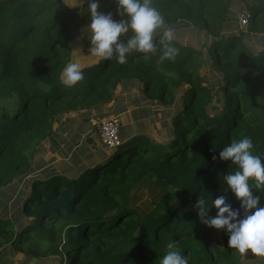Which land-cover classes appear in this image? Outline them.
Instances as JSON below:
<instances>
[{"label":"trees","instance_id":"trees-1","mask_svg":"<svg viewBox=\"0 0 264 264\" xmlns=\"http://www.w3.org/2000/svg\"><path fill=\"white\" fill-rule=\"evenodd\" d=\"M79 2L0 0V188L33 166L68 114L88 109L101 118L120 85H137L142 99L175 110L158 138L136 121L105 154L90 156L88 144L99 148L87 137L84 160L73 154V163L32 177L23 218L0 215V261L10 244L31 257L57 255L59 264H159L174 241L188 264H241L226 230L204 225L194 205L225 195L240 208L223 179L235 165L219 159L233 139L250 137L264 154V0H154L176 30L180 55L158 64L135 54L125 65L76 45L91 23L88 0L71 6ZM98 3L99 12L122 19L115 0ZM233 7L249 11L245 29L236 28ZM179 21L189 27L176 29ZM187 29L209 37L205 51L178 39ZM78 59L85 79L66 89L60 72ZM253 192L264 207V194ZM216 213L212 207L208 216Z\"/></svg>","mask_w":264,"mask_h":264},{"label":"clouds","instance_id":"clouds-1","mask_svg":"<svg viewBox=\"0 0 264 264\" xmlns=\"http://www.w3.org/2000/svg\"><path fill=\"white\" fill-rule=\"evenodd\" d=\"M120 21L111 13L98 11V0H88L91 23L88 26L91 56L103 61H116L120 65L128 63L129 57L139 54L145 62L153 57L158 64L175 62L180 49L175 45L176 30L168 27L165 17L154 0H115ZM84 0H80L82 5ZM126 17V18H124ZM83 66L78 61H69L61 70L59 80L66 89H72L84 81ZM250 137L233 139L219 153L221 161H230L235 170L223 177L227 186L240 203L233 209L225 195L212 200L211 205L200 196L194 205L200 221L207 227L226 230L228 247L241 257L253 254L264 258V207L259 206L264 194V154L255 153ZM213 159H216L214 156ZM217 209L215 217H209L210 208ZM243 211V218L241 217ZM254 210V211H253ZM159 264H188V258L177 248L176 242L166 245L165 254Z\"/></svg>","mask_w":264,"mask_h":264},{"label":"rangeland","instance_id":"rangeland-1","mask_svg":"<svg viewBox=\"0 0 264 264\" xmlns=\"http://www.w3.org/2000/svg\"><path fill=\"white\" fill-rule=\"evenodd\" d=\"M233 10L238 16L243 8L233 7ZM178 39L184 43L189 42L202 51H205V46L209 43V37L204 32H196L194 29L182 31L178 35ZM76 45L89 49L91 47L89 33L80 37L76 41ZM78 60L82 63L81 59ZM207 66L209 65L202 66V72L213 71L211 67ZM141 95L139 86L137 85H120L115 91L114 101L102 106L101 113L103 115L99 114L102 116L101 118L95 114V111L88 109H78L68 114L59 125L57 124L58 131L53 137V141L48 140L45 142V151L35 156L33 166L26 173L18 176L14 182L0 188V215L14 218L19 222L23 218L21 211L22 199L29 193V182L32 177L48 174L53 169H56L57 167L55 166L59 164H64L65 162L73 163V159L71 160L72 153L84 160L86 151L81 150L80 147L87 138V133H91L89 130L95 132V145L99 148L94 150L92 145H90L91 151L94 154L100 153L99 155L109 151V148L104 147L98 138L96 123L102 118L116 114L120 116L122 120V133L119 138L121 141L124 139L127 131L137 130L134 126L136 121L138 122V128L146 131L153 138H158L157 130L166 123L175 110V106L170 103L162 104L161 102L142 99ZM180 95L181 92L177 95L178 100L181 99ZM84 119H87V122H84ZM82 125L84 129H82ZM61 128L64 129L61 130ZM69 160L71 161L69 162ZM75 164L77 162L74 163V166ZM144 197L145 194H142V199L138 203L143 202ZM220 238L218 232L214 234V239L221 243ZM127 244L132 247V241ZM2 253L3 257L0 264H59L57 255L31 257L25 251L15 249L10 244L4 245ZM242 264H264V258H256L249 250V254L242 257Z\"/></svg>","mask_w":264,"mask_h":264},{"label":"built area","instance_id":"built-area-1","mask_svg":"<svg viewBox=\"0 0 264 264\" xmlns=\"http://www.w3.org/2000/svg\"><path fill=\"white\" fill-rule=\"evenodd\" d=\"M250 13L248 10H242L238 15L237 25L239 29H245L248 25ZM99 140L107 148H113L119 145L120 134L122 130V120L117 115H112L106 118H102L96 123Z\"/></svg>","mask_w":264,"mask_h":264},{"label":"crops","instance_id":"crops-1","mask_svg":"<svg viewBox=\"0 0 264 264\" xmlns=\"http://www.w3.org/2000/svg\"><path fill=\"white\" fill-rule=\"evenodd\" d=\"M117 88H118V87H117ZM116 115H117V114H116ZM111 116H112V115H111ZM119 117H120V116H119ZM78 123H81V122H78ZM83 127H84V126L82 125V129H84ZM89 131H90L91 133H87V135H88L87 137H88V138H91L92 141L95 143V140H94V139H95V137H94L95 132H93L92 130H89ZM121 133H122V130H121ZM98 138H99V137H98ZM90 145H91V144H88V152H89L90 156H91V155H94L95 157L100 156V155H99L100 153L94 154V153L91 151V149H90V147H89ZM93 149H94V148H93ZM94 150H96V149H94ZM74 155H75V154H74ZM72 156H73V153H72ZM72 159H73V158H71V160H72ZM66 160H67V159H66ZM71 160H69V162H70ZM59 165H60V164H59ZM59 165H57V166H55V167L58 168ZM241 264H242V263H241Z\"/></svg>","mask_w":264,"mask_h":264},{"label":"water","instance_id":"water-1","mask_svg":"<svg viewBox=\"0 0 264 264\" xmlns=\"http://www.w3.org/2000/svg\"><path fill=\"white\" fill-rule=\"evenodd\" d=\"M183 27H189V22L187 21H179L175 24V28L176 29H180V28H183Z\"/></svg>","mask_w":264,"mask_h":264}]
</instances>
